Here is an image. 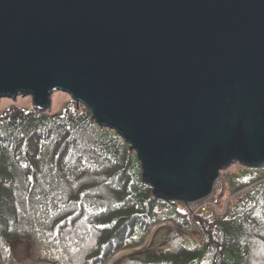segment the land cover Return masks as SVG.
<instances>
[{"label": "water", "instance_id": "95a60500", "mask_svg": "<svg viewBox=\"0 0 264 264\" xmlns=\"http://www.w3.org/2000/svg\"><path fill=\"white\" fill-rule=\"evenodd\" d=\"M54 89L123 137L153 195L196 202L264 164V0H0V97L47 109Z\"/></svg>", "mask_w": 264, "mask_h": 264}, {"label": "trees", "instance_id": "16d2710c", "mask_svg": "<svg viewBox=\"0 0 264 264\" xmlns=\"http://www.w3.org/2000/svg\"><path fill=\"white\" fill-rule=\"evenodd\" d=\"M128 146L74 100L54 113L6 108L0 114V264L10 258L8 241L18 238L29 241L36 261L105 264L165 220L186 230L193 221L201 242L187 246L166 228L168 247L125 256L118 264H264V174L254 169L260 165L235 161L247 173L227 174L231 203L223 213L193 212L153 195ZM27 244L16 246L19 257L28 256Z\"/></svg>", "mask_w": 264, "mask_h": 264}, {"label": "rangeland", "instance_id": "374dc122", "mask_svg": "<svg viewBox=\"0 0 264 264\" xmlns=\"http://www.w3.org/2000/svg\"><path fill=\"white\" fill-rule=\"evenodd\" d=\"M71 100H72V98H71L69 93H67L65 91H62L60 89H54L51 92V104H50V107L47 108L46 110H47L48 113L60 112V111L66 109L68 107V105L70 104ZM12 104L19 105V106H21V107H23L25 109H31V108L34 107L32 98L28 94L27 95L18 94L15 97L2 96V97H0V114L3 113V111L6 108H8L10 105H12ZM237 165H239V166H237ZM242 167H244V166H241V164H239L237 162H232L229 165H227V167H224V168L221 169L219 177L216 180L218 183L216 182V184L214 185L212 191L209 193V196L206 197V200L209 197L212 198L214 196V192L216 190V192H215L216 205L215 204L211 205L210 208H213L214 210H216L219 213H223L224 212L223 210L225 209L224 208L225 207V203H226L227 200H228L227 207H228V205H230V203H231V198H230L231 197V193L229 191L230 189L227 187L228 183H227L226 179L229 177L227 174H229L231 172H237V171H240L241 173L242 172L243 173H247V171L245 169H243ZM254 169H255V174H261V176H262V173L264 174V164L258 166L257 168H254ZM242 190H243V188H242ZM242 190H240V191H242ZM205 203L206 202L196 201V202H192V203L188 204V206L193 210V212H195L196 208L198 206H201V205H203ZM222 205H223V209L220 210V207H222ZM190 216H191V214H190ZM173 223L174 222H172L170 220H165V221H161V222H158V223L153 225V226H155L157 224H164V228L160 229L155 234V236L153 237V241L151 242L152 247H155V246H157V247H165V248L168 247L169 240L164 237V230L166 228H173V227H175L173 229H175L177 231V233L181 237L182 242L185 245L192 246V245H197L198 243L201 242V240H202L201 230L198 228V226L193 221L190 220V229L189 230L183 229L179 225H177L175 223L173 224ZM170 225H172L173 227H171ZM151 229H152V227H151ZM149 233H150V231L146 235V237L144 239L145 241L149 237L148 236ZM8 242H9V245H10V249H12L13 247L15 249L16 246L21 244L22 242H27L28 243L27 244V246H28V256L27 257L26 256L16 257V259H14L13 256H12V250H11L10 258H8L3 264H52V263H49V262H46V261H36V260L32 259L31 256H30V252H29L30 245H29V241L28 240L23 239V238H18V239H14V240H9ZM123 249H126V248H122V250ZM112 256L108 259V261L112 259ZM202 258L204 260L205 255ZM118 262H114L113 264H118Z\"/></svg>", "mask_w": 264, "mask_h": 264}, {"label": "built area", "instance_id": "2783aa9c", "mask_svg": "<svg viewBox=\"0 0 264 264\" xmlns=\"http://www.w3.org/2000/svg\"><path fill=\"white\" fill-rule=\"evenodd\" d=\"M216 182L217 181H215V183H214V185L216 184ZM218 183V182H217ZM214 185H213V187H214ZM217 189V188H216ZM215 192H216V190H215ZM215 192H214V196L212 197V198H208L207 200H206V197L207 196H209V194L207 195V196H205V197H203L202 199H200L199 201L200 202H206L205 204H203V205H201V206H198L197 208H196V211H198V210H207L208 208L210 209V206L211 205H214V199H215ZM227 203H228V200L226 201V203H225V209L223 210V211H225L226 210V208H227Z\"/></svg>", "mask_w": 264, "mask_h": 264}, {"label": "crops", "instance_id": "0c3cea01", "mask_svg": "<svg viewBox=\"0 0 264 264\" xmlns=\"http://www.w3.org/2000/svg\"><path fill=\"white\" fill-rule=\"evenodd\" d=\"M11 250H12V256L14 259H16V257H19L18 254H16L14 247Z\"/></svg>", "mask_w": 264, "mask_h": 264}, {"label": "bare ground", "instance_id": "6f19581e", "mask_svg": "<svg viewBox=\"0 0 264 264\" xmlns=\"http://www.w3.org/2000/svg\"><path fill=\"white\" fill-rule=\"evenodd\" d=\"M199 201V200H198Z\"/></svg>", "mask_w": 264, "mask_h": 264}]
</instances>
